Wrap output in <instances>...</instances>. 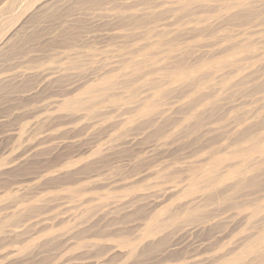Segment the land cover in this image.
I'll return each mask as SVG.
<instances>
[{"label":"rangeland","instance_id":"rangeland-1","mask_svg":"<svg viewBox=\"0 0 264 264\" xmlns=\"http://www.w3.org/2000/svg\"><path fill=\"white\" fill-rule=\"evenodd\" d=\"M263 145L264 0H0V264H264Z\"/></svg>","mask_w":264,"mask_h":264},{"label":"bare ground","instance_id":"bare-ground-1","mask_svg":"<svg viewBox=\"0 0 264 264\" xmlns=\"http://www.w3.org/2000/svg\"><path fill=\"white\" fill-rule=\"evenodd\" d=\"M207 1H208V0H207ZM228 5H230V4H228ZM226 6H227V5H226ZM232 7L235 8V7H234V4H233V5H230V6L226 7V8H224V9L226 10V13H227V11H228L229 9L231 10ZM111 9H112V8H111ZM132 9H133V8H132ZM123 10H124V9H123ZM225 10H224V11H225ZM226 13H225V14H226ZM235 14H236V13H235ZM185 76H186V75H185ZM263 147H264V145H263ZM224 177H225V175H224ZM225 178H226V177H225ZM252 182H253V181H252ZM249 184H250V183H249ZM259 186H260V185H259ZM193 193H194V192H193ZM262 234H263V233H262ZM263 235H264V234H263ZM263 235H262V236H263ZM262 236H261V237H262ZM263 238H264V236H263ZM262 240H263V239H262ZM262 244H264V243H262ZM254 247H255V246H254ZM256 247H257V245H256ZM257 250H258V249H257Z\"/></svg>","mask_w":264,"mask_h":264}]
</instances>
